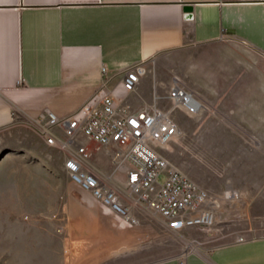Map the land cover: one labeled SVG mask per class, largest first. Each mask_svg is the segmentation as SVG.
<instances>
[{"label":"crops","instance_id":"1","mask_svg":"<svg viewBox=\"0 0 264 264\" xmlns=\"http://www.w3.org/2000/svg\"><path fill=\"white\" fill-rule=\"evenodd\" d=\"M227 42L254 51L261 62H248ZM185 47L193 53L180 80L200 95L207 111L222 116L211 123L254 125L242 127L235 138L253 135L256 125L264 124V0H0V188L20 189L29 173L46 172L29 161L37 152L35 122L41 112L67 115L105 83L119 103L135 110L162 106L174 76H163V62ZM138 64L145 72L134 91H125L124 71ZM80 188L83 214L70 212L59 230L66 236H93L87 250L94 253L80 263L74 259L80 247L71 245L65 264L117 260V253L103 256L99 245L110 220L119 226V217ZM72 219L78 220L75 228ZM125 249L133 253L128 243ZM181 260L264 264V234L142 264Z\"/></svg>","mask_w":264,"mask_h":264},{"label":"rangeland","instance_id":"2","mask_svg":"<svg viewBox=\"0 0 264 264\" xmlns=\"http://www.w3.org/2000/svg\"><path fill=\"white\" fill-rule=\"evenodd\" d=\"M234 44L226 45L239 49L248 62H261L257 53ZM192 53L188 47L168 53L162 65L166 70L162 71L163 76L174 73L173 80H184L182 74L188 71ZM185 79L188 81V76ZM161 104L167 107L169 101L161 99ZM175 116L180 131L158 146V150L172 165L208 190L213 222L206 227L170 229L158 212L124 195L127 167L117 161V147L90 140L91 155L86 166L124 195L123 203L137 218L133 226L122 224L118 218L120 227L115 219L110 220L109 229L114 231L107 230L99 246L103 256L117 253L118 258L107 264H142L264 234V124L256 125L259 130L253 135L247 133L246 139H238L237 131L254 125L211 123L222 116L217 110L205 108L193 114L177 111ZM36 141L37 152L29 161L44 166L46 172L29 173L33 177L30 180L36 182L30 183L27 175L20 189L0 188V264H65V259L72 256L71 245L80 247L74 252L75 260L79 257L81 263L91 259L94 252L87 249L93 247V236L78 233L66 236L59 230L69 222L70 212L83 214V206L77 201L79 198L84 202L83 192L63 164L67 154L47 144L39 134ZM227 191L233 195L227 197ZM70 221L74 228L79 225L76 219ZM83 243L88 246H82ZM127 243L133 253H126Z\"/></svg>","mask_w":264,"mask_h":264},{"label":"built area","instance_id":"3","mask_svg":"<svg viewBox=\"0 0 264 264\" xmlns=\"http://www.w3.org/2000/svg\"><path fill=\"white\" fill-rule=\"evenodd\" d=\"M144 72L140 64L126 69L121 80L123 89L134 91ZM165 99L169 101L167 107L155 104L135 110L128 102L119 103L105 83L82 106L67 115L59 116L49 109L41 112L35 122L36 130L47 144L67 154L63 164L71 180L91 192L123 224L137 222L123 203L125 195L158 212L172 230L206 227L214 219L208 190L172 165L158 150V146L180 131L177 111L193 114L205 104L198 93L178 78L173 80ZM90 140L117 147L115 157L127 167L124 195L86 166L91 155ZM226 195L231 197L233 193L227 191ZM180 264L185 261L181 260Z\"/></svg>","mask_w":264,"mask_h":264},{"label":"bare ground","instance_id":"4","mask_svg":"<svg viewBox=\"0 0 264 264\" xmlns=\"http://www.w3.org/2000/svg\"><path fill=\"white\" fill-rule=\"evenodd\" d=\"M205 107V106H204Z\"/></svg>","mask_w":264,"mask_h":264}]
</instances>
